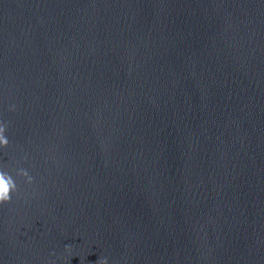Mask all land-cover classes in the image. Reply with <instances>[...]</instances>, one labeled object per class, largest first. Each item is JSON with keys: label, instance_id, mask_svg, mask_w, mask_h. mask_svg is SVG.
<instances>
[{"label": "water", "instance_id": "1", "mask_svg": "<svg viewBox=\"0 0 264 264\" xmlns=\"http://www.w3.org/2000/svg\"><path fill=\"white\" fill-rule=\"evenodd\" d=\"M0 125V264H264V0H0Z\"/></svg>", "mask_w": 264, "mask_h": 264}, {"label": "clouds", "instance_id": "2", "mask_svg": "<svg viewBox=\"0 0 264 264\" xmlns=\"http://www.w3.org/2000/svg\"><path fill=\"white\" fill-rule=\"evenodd\" d=\"M3 132V126L0 125V146H3L7 143V138L4 136ZM19 174L27 177V173L23 170H21ZM30 179L31 178L28 177L29 181ZM15 188V181L8 178L7 175L0 173V204H4L10 200L11 193L15 191ZM65 247H67V245ZM101 264H107V260L102 259Z\"/></svg>", "mask_w": 264, "mask_h": 264}]
</instances>
